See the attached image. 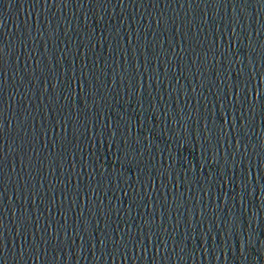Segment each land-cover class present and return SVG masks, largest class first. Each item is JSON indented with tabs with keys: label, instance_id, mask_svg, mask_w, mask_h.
I'll use <instances>...</instances> for the list:
<instances>
[{
	"label": "water",
	"instance_id": "95a60500",
	"mask_svg": "<svg viewBox=\"0 0 264 264\" xmlns=\"http://www.w3.org/2000/svg\"><path fill=\"white\" fill-rule=\"evenodd\" d=\"M211 179L212 264H264V0H189Z\"/></svg>",
	"mask_w": 264,
	"mask_h": 264
}]
</instances>
